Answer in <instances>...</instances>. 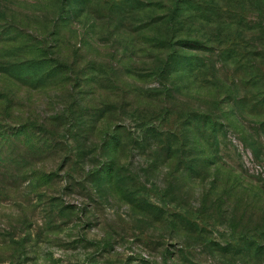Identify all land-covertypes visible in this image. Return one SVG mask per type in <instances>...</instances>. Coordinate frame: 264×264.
<instances>
[{"label": "rangeland", "instance_id": "obj_1", "mask_svg": "<svg viewBox=\"0 0 264 264\" xmlns=\"http://www.w3.org/2000/svg\"><path fill=\"white\" fill-rule=\"evenodd\" d=\"M0 264H264V0H0Z\"/></svg>", "mask_w": 264, "mask_h": 264}, {"label": "trees", "instance_id": "obj_2", "mask_svg": "<svg viewBox=\"0 0 264 264\" xmlns=\"http://www.w3.org/2000/svg\"><path fill=\"white\" fill-rule=\"evenodd\" d=\"M73 1H76V0H73ZM174 1V0H173ZM258 252H261V251H258ZM263 252V251H262Z\"/></svg>", "mask_w": 264, "mask_h": 264}]
</instances>
